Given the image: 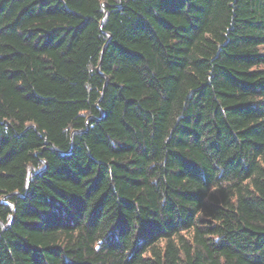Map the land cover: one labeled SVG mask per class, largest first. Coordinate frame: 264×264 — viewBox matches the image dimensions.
<instances>
[{"label":"trees","instance_id":"trees-1","mask_svg":"<svg viewBox=\"0 0 264 264\" xmlns=\"http://www.w3.org/2000/svg\"><path fill=\"white\" fill-rule=\"evenodd\" d=\"M0 264H264V0H0Z\"/></svg>","mask_w":264,"mask_h":264}]
</instances>
